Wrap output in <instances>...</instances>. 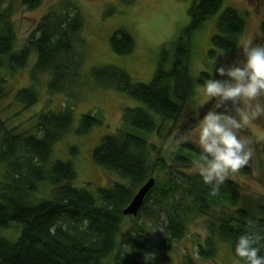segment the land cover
Returning a JSON list of instances; mask_svg holds the SVG:
<instances>
[{
  "label": "trees",
  "instance_id": "trees-1",
  "mask_svg": "<svg viewBox=\"0 0 264 264\" xmlns=\"http://www.w3.org/2000/svg\"><path fill=\"white\" fill-rule=\"evenodd\" d=\"M42 1L23 0V4L33 9ZM259 1L264 3V0ZM223 2H199L193 21L172 43V51L164 49L161 52L158 69L150 82L133 80L117 66L91 69L97 85L126 92L143 103L126 107L118 130L104 134L93 150V161L117 176L109 186L99 187L96 191L78 187L75 185L77 170L71 160H50L54 144L71 129L74 120L71 106H64L59 111H41L36 118L35 132H18L16 126L0 116V229L14 225L20 229L14 241L0 237V264H141L139 258L153 250L149 232L138 225L123 243H119L118 233L126 218L124 209L137 189L152 176V168L158 165L162 169L168 168V177L165 181L157 180L137 217L144 212L149 215L146 212L148 203L166 208L163 232L169 242H173L185 236L193 215L206 216L209 234L205 243L197 246V255L212 258L217 243L226 241L243 264L235 254L237 237L247 230L249 220L258 219L259 225L264 227V206L257 214L253 213L247 207L248 198L243 194L241 184L232 178H227L220 186L219 194L212 196L210 186L199 174L180 171L176 175L172 167H166L163 158L153 155L155 147L151 143L153 135L166 138L163 124L178 122L185 113L193 115L190 104H193L196 86L204 85L206 79L212 78L204 70L196 78L191 74L193 36L205 21L219 12ZM115 10V6H110L106 14ZM83 25L84 19L77 7L71 0H63L62 6L40 19L19 49L16 48L15 23L0 0V69L14 74L25 68L34 52L37 58L35 71L51 75L50 91L67 92L71 83L78 85L81 82L83 57L76 47ZM246 27L247 20L237 8L227 7L221 11L209 56L215 57L217 50L235 53ZM260 34L264 39V18ZM111 44L117 54L126 55L134 50L136 42L127 30L118 29L111 37ZM7 81L0 77V100L11 93ZM14 95L26 107L39 98L38 91L28 87L19 88ZM101 124L103 121L98 112L87 111L81 114L75 132L86 135ZM70 150L73 154L79 152L77 146ZM185 150L197 155L201 151L193 143H183L171 157L173 163L183 166L191 163L192 154ZM241 170L250 172L247 165ZM44 185L54 188V193L36 199ZM158 190L159 195L155 197L153 193ZM176 196L180 198L175 203ZM53 227L54 234L50 231ZM257 247L260 255H264V241ZM168 249V246L159 249L158 264H169ZM183 264L196 263L192 257L185 256Z\"/></svg>",
  "mask_w": 264,
  "mask_h": 264
},
{
  "label": "rangeland",
  "instance_id": "rangeland-1",
  "mask_svg": "<svg viewBox=\"0 0 264 264\" xmlns=\"http://www.w3.org/2000/svg\"><path fill=\"white\" fill-rule=\"evenodd\" d=\"M71 1L84 19L76 47L83 57L81 82L78 85L71 83L65 93L51 92L48 87L51 75L35 71L37 58L36 53L33 52L25 68L18 69L14 74L8 73L6 69H0V77L8 79L7 84L11 91L0 100V116L8 124L16 126L18 132H35L36 118L41 111H59L64 106H71L74 115L71 129L63 139L54 144L50 160H71L77 170L75 185L96 191L99 187L109 186L117 179V176L93 161L94 148L100 143L104 134L118 130L126 107L141 106L143 103L133 99L126 92L97 85L91 75V69L106 65L117 66L129 73L133 80L150 82L158 69L161 52L164 49L172 51V43L193 21L196 7L201 0H133L132 3H123L121 0ZM1 2L2 7L10 11V17L15 23L16 48L19 49L36 29L40 19L63 4V0H43L38 7L30 9L23 4V0H1ZM110 6H115L116 10L107 15L106 11ZM227 7L237 8L247 20L241 45L249 42L253 45L264 44L260 34V24L264 18V3L259 0H224L219 12L205 21L193 36L191 74L194 78L204 70L208 71L212 78L225 79L218 75L216 68L242 58L241 45L235 53L217 50L215 57H210L208 54L213 47L212 37L217 32V17ZM118 29L127 30L135 38V48L129 54L120 55L112 49L111 37ZM23 87L36 89L39 93L38 101L29 107L19 102L14 95L15 91ZM207 101L208 97L204 95L203 85L196 86L192 98L193 104H190L191 108L193 107L194 116L185 113L178 122L163 124L165 139L163 135L151 137V143L155 147L153 155L163 158L165 166L172 167L176 175L180 174V171L198 174L193 161L199 155L185 150L188 154H192L191 163L188 166L173 163L171 157L181 149L183 143H193L199 147L195 142L194 129L197 127L198 120L203 118V115L215 103L214 99L208 103ZM259 101L264 103V97H260ZM241 106L243 107V103ZM87 111L98 112L103 124L95 126L86 135H77L75 129L79 124L80 116ZM241 138L251 141L249 147L253 151V156L247 165L250 172L246 173L240 169L229 178L239 181L243 194L248 198L247 207L257 214L260 207L264 206V114L249 122L241 133ZM178 140L181 142L177 143ZM72 146H77L79 150L77 154L71 152ZM167 170L168 168L162 169L161 165L152 168V176L144 184L150 178H154L155 183L147 194L154 188L157 180L165 181L168 177ZM53 193L54 188L44 185L41 192L36 194L38 197L36 199L50 197ZM153 195L157 197L159 190ZM179 198L180 196L175 197V203ZM146 208L149 215L144 212L141 217H137L141 207L136 215L124 214L126 218L118 233V241L123 243V240L138 225L144 226L149 232L152 252L156 253V259L149 261L148 264H158L159 249L167 246L170 255L169 264H183L185 256L192 257L196 264H241L235 257L230 243L226 241L217 243L216 253L212 258L197 255V246L200 243L204 244L209 234L206 216L193 215L188 222L185 236L169 242L170 240L163 232L167 216L166 208L162 209L154 203H148ZM19 234L20 229L18 230L15 225L12 228L0 229V237L13 241ZM126 246L122 245V247ZM139 261L145 264L144 256H141Z\"/></svg>",
  "mask_w": 264,
  "mask_h": 264
},
{
  "label": "clouds",
  "instance_id": "clouds-1",
  "mask_svg": "<svg viewBox=\"0 0 264 264\" xmlns=\"http://www.w3.org/2000/svg\"><path fill=\"white\" fill-rule=\"evenodd\" d=\"M240 55L242 58L216 68L225 79L205 80L207 103L213 99L215 103L194 129L201 151L193 166L210 186L212 196L219 194L220 186L231 174L248 165L253 156L251 141L241 138V133L252 119L264 114V103L259 101L264 97V44L245 43L240 47ZM50 231L54 234L55 228ZM262 233L264 227L258 219L249 220L247 230L237 237L235 254L243 264H264V255L257 247L264 241ZM155 259V252L144 254L145 264Z\"/></svg>",
  "mask_w": 264,
  "mask_h": 264
},
{
  "label": "water",
  "instance_id": "water-1",
  "mask_svg": "<svg viewBox=\"0 0 264 264\" xmlns=\"http://www.w3.org/2000/svg\"><path fill=\"white\" fill-rule=\"evenodd\" d=\"M154 183V178H150L149 181L137 191L129 205L124 209L123 213L136 215L142 203L144 202L147 192L151 188L152 184L154 185Z\"/></svg>",
  "mask_w": 264,
  "mask_h": 264
}]
</instances>
